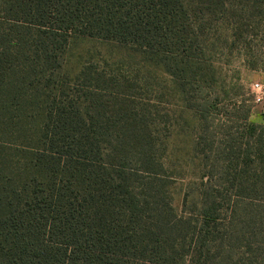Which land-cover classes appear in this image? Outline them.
<instances>
[{"label":"trees","instance_id":"1","mask_svg":"<svg viewBox=\"0 0 264 264\" xmlns=\"http://www.w3.org/2000/svg\"><path fill=\"white\" fill-rule=\"evenodd\" d=\"M218 22L264 37V0H0V264H264V123L248 98L222 103L206 54ZM86 37L143 65L72 75L67 48ZM166 75L201 118L189 216L152 97Z\"/></svg>","mask_w":264,"mask_h":264},{"label":"rangeland","instance_id":"2","mask_svg":"<svg viewBox=\"0 0 264 264\" xmlns=\"http://www.w3.org/2000/svg\"><path fill=\"white\" fill-rule=\"evenodd\" d=\"M231 32L229 24L218 22L206 43V54L212 64L211 73L216 78L215 87L228 109L237 99L248 98V105H252L250 120L264 123V37L253 34L247 38V43H243L244 40L238 42L233 39ZM67 49L65 69L72 75L86 61H109L114 64L121 62L124 63V69L143 65L140 62L143 57L138 52L116 43L88 37L73 39ZM159 79H162L159 81L162 89H155L152 97L160 93L167 100L162 107L170 118L165 165L174 179L170 186L172 202L179 214L189 216L194 202L200 199L197 187L200 183L201 166L196 134L201 127V118L194 109L188 108L180 100L182 95L169 76ZM237 85H241L242 91L234 88ZM258 96L262 99L257 100Z\"/></svg>","mask_w":264,"mask_h":264},{"label":"built area","instance_id":"3","mask_svg":"<svg viewBox=\"0 0 264 264\" xmlns=\"http://www.w3.org/2000/svg\"><path fill=\"white\" fill-rule=\"evenodd\" d=\"M256 86H259V85L256 84ZM261 99H262V97H260V96L257 97V100H261Z\"/></svg>","mask_w":264,"mask_h":264}]
</instances>
